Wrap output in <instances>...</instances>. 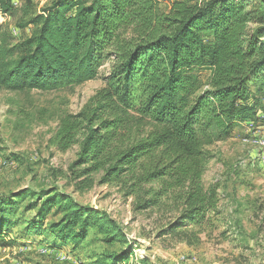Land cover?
<instances>
[{
    "label": "trees",
    "instance_id": "trees-1",
    "mask_svg": "<svg viewBox=\"0 0 264 264\" xmlns=\"http://www.w3.org/2000/svg\"><path fill=\"white\" fill-rule=\"evenodd\" d=\"M52 0L22 27L29 35L7 43L0 25V89L54 90L97 76L104 59L112 72L54 136L59 150L78 144L68 169L76 190L115 183L136 210L159 205L173 192L179 212L157 232L188 246L207 214H219V184L204 186L207 146L257 122L264 98V0ZM3 15L11 0H0ZM202 70L208 71L205 83ZM30 196L23 209L19 203ZM29 211L32 215L25 216ZM53 211L59 218L47 222ZM206 218V219H205ZM45 231L77 248L89 232L103 249L85 264H127L132 245L106 211L77 203L56 189L0 193V247L7 234ZM20 235V234H19ZM119 244L118 249H112ZM134 264H146L142 258Z\"/></svg>",
    "mask_w": 264,
    "mask_h": 264
},
{
    "label": "rangeland",
    "instance_id": "rangeland-1",
    "mask_svg": "<svg viewBox=\"0 0 264 264\" xmlns=\"http://www.w3.org/2000/svg\"><path fill=\"white\" fill-rule=\"evenodd\" d=\"M51 1L11 0L12 14L3 15L0 10L1 31L7 43L14 45L29 35L34 26L20 25ZM159 1L161 9L167 11L171 0ZM111 72L112 58H108L100 63L94 79L79 85L54 90L0 89V193L24 188L56 189L79 204L106 211L132 245L127 264L142 258L146 264H264V148L262 153H256L260 145L243 141L259 137V133L248 130L250 122L237 127L224 141L207 146L211 157L206 162L202 183L219 184L220 213L207 214L201 225H186L197 232L199 240L193 246L172 235L157 236L178 215L173 192L159 205L139 211L133 198L125 196L115 183H99V174L94 176L90 189H75L68 167L76 158L79 145L59 150L54 136L60 119L79 112L106 85ZM200 74L205 83L208 71L202 70ZM257 117L254 127L264 126V98ZM31 199L24 198L18 212ZM33 213L29 211L25 216ZM59 216L51 211L47 222ZM24 226L16 225L7 234L8 238L17 236V240L10 247H0V264H85L103 249L93 231L75 248L71 243L59 246L44 230L25 237L21 235ZM60 255H65V259Z\"/></svg>",
    "mask_w": 264,
    "mask_h": 264
},
{
    "label": "built area",
    "instance_id": "built-area-1",
    "mask_svg": "<svg viewBox=\"0 0 264 264\" xmlns=\"http://www.w3.org/2000/svg\"><path fill=\"white\" fill-rule=\"evenodd\" d=\"M255 124H258V122L250 121V127H248V130L259 133L260 149L256 153H262V148H264V126L258 125L254 127Z\"/></svg>",
    "mask_w": 264,
    "mask_h": 264
},
{
    "label": "bare ground",
    "instance_id": "bare-ground-1",
    "mask_svg": "<svg viewBox=\"0 0 264 264\" xmlns=\"http://www.w3.org/2000/svg\"><path fill=\"white\" fill-rule=\"evenodd\" d=\"M243 141H250L251 143L260 145L259 137L257 135L255 137H252L251 139H243ZM263 162H264V159H263ZM60 258L65 259V255H60Z\"/></svg>",
    "mask_w": 264,
    "mask_h": 264
},
{
    "label": "crops",
    "instance_id": "crops-1",
    "mask_svg": "<svg viewBox=\"0 0 264 264\" xmlns=\"http://www.w3.org/2000/svg\"><path fill=\"white\" fill-rule=\"evenodd\" d=\"M249 122H250V121H245V122L241 123V125H242V126H243V125H245V126H246V125H248V124H249ZM256 155H257V154H256Z\"/></svg>",
    "mask_w": 264,
    "mask_h": 264
}]
</instances>
